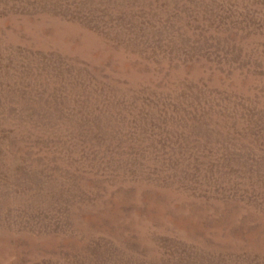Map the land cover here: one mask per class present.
<instances>
[{
	"label": "rangeland",
	"instance_id": "rangeland-1",
	"mask_svg": "<svg viewBox=\"0 0 264 264\" xmlns=\"http://www.w3.org/2000/svg\"><path fill=\"white\" fill-rule=\"evenodd\" d=\"M0 264H264V0H0Z\"/></svg>",
	"mask_w": 264,
	"mask_h": 264
}]
</instances>
